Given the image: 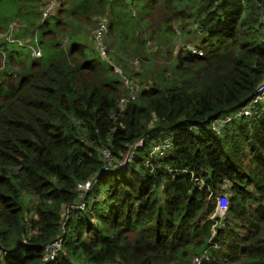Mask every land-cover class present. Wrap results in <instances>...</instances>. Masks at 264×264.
I'll return each mask as SVG.
<instances>
[{
	"label": "trees",
	"instance_id": "16d2710c",
	"mask_svg": "<svg viewBox=\"0 0 264 264\" xmlns=\"http://www.w3.org/2000/svg\"><path fill=\"white\" fill-rule=\"evenodd\" d=\"M52 1L0 0V246L9 251L0 264H41L44 245L59 236L52 264H190L208 246L215 202L165 166L193 169L215 191L224 178L233 184L215 236L221 247L203 264H264V116L207 130L264 77V0H56L53 9ZM106 12L109 50L144 54L141 70L120 61L135 82L145 59L172 61L162 38L174 24H197L204 54L180 52L171 72L147 71L120 114L124 78L90 40ZM12 23L24 44L7 38ZM150 131L125 171L95 177L85 209L72 210L63 228L78 184L102 170V148L119 159ZM173 131L172 146L154 157L161 167L147 166Z\"/></svg>",
	"mask_w": 264,
	"mask_h": 264
},
{
	"label": "built area",
	"instance_id": "2783aa9c",
	"mask_svg": "<svg viewBox=\"0 0 264 264\" xmlns=\"http://www.w3.org/2000/svg\"><path fill=\"white\" fill-rule=\"evenodd\" d=\"M56 3V0L52 1L50 8ZM48 8L46 13L49 11ZM194 26L201 33L202 30L194 24ZM15 27V23H12L10 29L6 34L7 38L11 42H19L20 44H24L19 38L14 37L13 29ZM178 28V27H177ZM175 28L176 34L180 33V30ZM109 32V17L107 15H100L98 17V22L92 32L93 43L97 48V51L102 57H109V45L106 42V37ZM2 34H0V37ZM146 44L148 46H152V41L150 38L146 37ZM183 46V49L188 53L195 55H203L204 48L201 44H192L190 42H184L180 44ZM179 45V46H180ZM32 53L36 57H40L42 51L39 48H32ZM6 56L4 52H2V63L0 68L5 66ZM130 63L133 64L137 69L141 70L142 60L141 58H135L130 60ZM114 69L118 74H120L124 78L125 84V93L118 100V108L119 113L123 114L126 110L128 104L135 100L139 96V92L143 85L138 82L131 80L127 75L124 74L123 70L117 66L113 65ZM264 101V77L256 86L253 97L248 100L246 103L237 107L234 111L227 112L223 115H220L216 118H213L208 124L207 130L213 133L220 134L222 133L224 127L230 123L231 121L242 118V117H263L264 110L258 108L257 106ZM152 131L147 132L144 136L132 142L128 148L124 151L122 156L117 159L111 149L108 147H103L100 151V155L103 160V167L100 172H98L94 178H89L82 183H79L77 186L78 199L74 202L67 204L65 206L62 218V227L66 223V220L69 217V214L72 210H83L85 209L87 202L86 198L88 194L92 190L93 182L96 180L95 177H98L101 173L104 172H115V171H125L128 168V165L132 162L135 156L138 154L139 150L144 147L146 138L151 134ZM175 132H168L169 137L165 138L162 142L157 143L152 150L150 151V156L146 159L145 164L147 166H153V169L161 167V165L156 168L153 165L154 157L162 158L166 150L172 146V136ZM166 170L172 171V175H179L181 173H187L190 175L191 181L196 189L206 188L209 191V198L215 202V208L210 213L209 217L212 220V230L211 235L208 239V246L199 254H195L190 261V264H203L205 260L210 259V252L213 249H219L221 244L215 240V236L221 229H224L226 225L227 212L230 205V198L233 196V184L231 180L228 178L223 179V189L220 191H215L212 184L205 178V176L201 174H197L193 169L183 168V169H172L169 166H165ZM63 236H59L53 241L47 243L43 247V257L41 264H52L56 260L58 253L62 250L63 245ZM9 252L0 246V258L3 253Z\"/></svg>",
	"mask_w": 264,
	"mask_h": 264
},
{
	"label": "rangeland",
	"instance_id": "374dc122",
	"mask_svg": "<svg viewBox=\"0 0 264 264\" xmlns=\"http://www.w3.org/2000/svg\"><path fill=\"white\" fill-rule=\"evenodd\" d=\"M53 9V8H52ZM135 8H133V13L137 11L134 10ZM46 13V12H45ZM107 13V12H106ZM108 14V13H107ZM109 17V14H108ZM178 27V28H177ZM175 28L180 30V33L176 34V32L174 31ZM172 32H170V34L164 36L162 38V40H164L165 42L168 41L167 45L170 44V48L172 49V53H173V59L172 61L167 64L166 61L163 59V54L160 55L159 58H157L154 63L152 64L153 61V57H150L149 59H145L146 60V69L145 71L138 77L139 82H141L140 84H144L142 81L144 79V74L147 71H150L151 73H156V70H158L159 72L161 71H165V72H171L172 67H168V66H172L176 63V56L177 54H179L180 52H187L183 49V46L180 45L184 42H190L192 44L197 45L198 43L200 44L201 42V38H202V34L199 32V30L194 26V24H189L186 28H182L180 27L178 24H174L171 28ZM92 32L91 31V35H90V40L91 42H93V37H92ZM160 43H162L164 45L163 42L159 41ZM94 44V43H93ZM92 44V45H93ZM180 45V46H179ZM110 49V48H109ZM166 48H162V52H164ZM139 54V53H138ZM133 53H128V52H123L120 50H109L108 55L109 57H105L109 63L113 66L114 64L120 67V61L124 60L125 62H128L130 64V60H133L135 58H141V57H137V56H144L143 53H140V55ZM163 57V58H162ZM149 60V61H147ZM158 64V65H156ZM168 67L167 69H164V67ZM114 67V66H113ZM121 68V67H120ZM122 69V68H121ZM115 70V69H114ZM116 71V70H115Z\"/></svg>",
	"mask_w": 264,
	"mask_h": 264
}]
</instances>
